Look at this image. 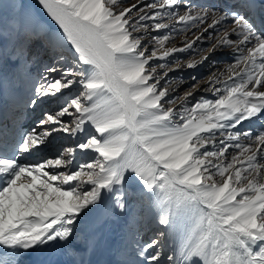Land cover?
<instances>
[{"label":"snow or ice","instance_id":"1","mask_svg":"<svg viewBox=\"0 0 264 264\" xmlns=\"http://www.w3.org/2000/svg\"><path fill=\"white\" fill-rule=\"evenodd\" d=\"M37 2L56 30L23 0L10 12L0 0V108L7 120L64 99L31 129L18 117L10 126L0 121V264H24L45 249L61 264H96L108 247L113 264H161L166 233L143 240L145 208L181 236L167 264H264V129L243 127L264 118V29L248 15L252 0H231L229 8L190 0ZM192 28L195 39L167 46ZM225 49L230 62L210 59ZM189 50V59L169 64ZM205 62L214 70L206 78L190 73L183 96L182 75L165 79ZM196 91L211 98L193 99ZM56 135L74 143L22 162ZM77 153L92 158L77 164ZM112 225L120 229L116 243L106 236Z\"/></svg>","mask_w":264,"mask_h":264},{"label":"bare ground","instance_id":"2","mask_svg":"<svg viewBox=\"0 0 264 264\" xmlns=\"http://www.w3.org/2000/svg\"><path fill=\"white\" fill-rule=\"evenodd\" d=\"M221 1L222 0H190V2L192 4L196 3L197 6H199V7L229 8L231 6V0H223V2H221ZM27 2H29L31 4V6L33 7V12L35 14L36 13L39 14L38 18L45 24L46 27H48L52 30H56L57 26L55 25V23L53 21L50 20V18H48L46 16V14L43 12V9L38 4L37 0H34V3H32L31 0L27 1ZM132 2L139 3L140 0H133ZM145 2H151V0H145ZM181 11H183V8H181ZM247 12H248V15L250 16L252 22L255 24V26L258 29H264V27H262V24L264 23V20H263L264 17L260 16L261 13H264V0H252L251 7L247 10ZM150 23L151 22L149 21V24ZM175 27L177 29H180V28H183L184 25L175 24ZM168 31H170V29L160 30L159 34L162 35V34L167 33ZM156 34L157 33H153V35H156ZM198 34H199L198 30L196 28H192L191 30L187 31L186 33L177 34L175 36V39L170 41L167 44V46H169V47H172V46L183 47V41H184L185 37L188 40H193V39H195V35H198ZM205 36H207V33H205ZM233 38H235V37H233ZM230 51H231L230 49H225L222 53H220V54H225V56H224L225 62H227L228 59H231V56L229 55ZM192 54H193L192 50H189V51L184 52V53H175L174 56L169 57L167 59L173 58V61H174V57L182 58L183 56L185 57L186 55L188 57L187 59H189L192 56ZM196 58L199 59L198 56ZM47 59H48V56L46 55L44 57V60H43L44 64L47 61ZM210 59H214V57L212 56V57H210ZM208 63L209 62H205V64L199 66L196 69L180 70V71H174V72L169 73L171 78H176V77H179L181 75L185 78L186 82L182 83L180 85L179 90H178V94L180 93L179 92L180 89L189 83L190 80H187L189 74L195 73L196 75L199 76L200 72L203 71L204 69H206L205 67ZM172 67H175L174 62L172 63ZM218 67L223 68L224 64L221 63L218 65ZM7 70H8V66H7ZM37 70H42V69H39V66H38V68L34 69V71H37ZM170 83L173 87L176 86L175 79H172L170 81ZM203 85H204V81H201V86H203ZM201 95H204V96L210 98L211 94L196 91L195 97L193 99L199 98V96H201ZM3 114H4V109L0 108V121H2L5 124H8L10 126L12 119H15L16 116H12L9 113L10 119L5 120ZM250 125H251V123L244 122L243 127L248 128ZM250 128H251V126H250ZM69 141H71V144L74 143V141L72 139H69L68 142ZM230 151H231V149H230ZM8 154L10 155L11 153L9 152ZM87 156L88 155H83V154L77 153L76 158H75V162L78 164V163L84 161V158H86ZM138 228H139V231H140L141 236L143 237L144 241L150 240L151 234L153 232L157 233L159 231H164L166 233V235L162 239L161 245H160L162 252H163V256L161 257V264H167L165 257L168 254L177 251V249L181 245V244L174 245L175 243H173L171 241L172 239H171V235H169V230L163 228L162 226H160L158 224H156L155 223V217H154L153 213L149 212L148 210H146V212H143L141 214L140 221L138 224ZM119 234H120V229H119L118 225H112L106 229V236L113 243H116L119 241ZM93 259L96 262V264H113V261L116 259V257L114 256V254L111 250V247H110V249L109 248H107V249L103 248ZM61 260H62V257L59 255L58 252L53 251V250H49V249H45L42 251H37V252L31 253L29 256L25 257L24 258V264H61Z\"/></svg>","mask_w":264,"mask_h":264},{"label":"rangeland","instance_id":"3","mask_svg":"<svg viewBox=\"0 0 264 264\" xmlns=\"http://www.w3.org/2000/svg\"><path fill=\"white\" fill-rule=\"evenodd\" d=\"M27 1H30V0H23V3H24V6L26 9L30 10L35 16L39 17V14L38 13H34L33 12V7L31 6V4ZM32 3H34V0H31ZM133 0H125V4L126 5H130V4H133L135 2H132ZM223 2V0L221 1ZM5 3L8 5V9H9V12L11 10L12 7L14 6H18V3H17V0H5ZM194 5H197L196 3H193ZM9 12H5V15H8ZM261 17H264V13H261L260 14ZM264 20V18H263ZM149 23V22H147ZM262 27H264V23L262 24ZM193 34V33H192ZM66 56L68 57V59L70 60L71 59V54L69 53H65ZM224 56L225 54H216L214 57V59H218V60H221V61H224ZM186 57V58H185ZM183 56L182 59L186 61V59L188 58L187 55L186 56ZM169 64L172 65L173 63V58H170V59H167ZM231 59H228L227 62H230ZM51 63L50 59L48 58L47 61L45 62V64H49ZM64 67H68L70 66L69 63H64L63 65ZM206 69H204L203 71L200 72L199 76L197 75V77H207V75L209 74L210 71H212L210 68H209V63L206 65L205 67ZM210 69V70H209ZM4 71L7 72V65H5V68H4ZM170 76V75H169ZM171 78L170 77H167L165 79H169ZM171 81V80H170ZM169 81V82H170ZM161 83L163 84L164 81H161ZM191 83H194L193 81H189L188 84H186L185 86H183L181 89H180V93L179 95H183L185 91L189 90V85ZM78 87V86H77ZM195 91V90H193ZM76 92V88L74 87L72 92L71 93H68L66 92L65 95H72V94H75ZM211 94V93H209ZM210 98H211V95H210ZM63 99L64 97H61L59 100L57 99H48L46 101H43V102H40L38 107L34 110V111H24L23 109H19L17 110L15 113H10V115L12 116H16V118L18 117L19 118V123L21 125L24 126V129H31L32 127H35L36 126V121L41 118L42 114L45 112V111H52V110H55L56 108H58L61 103L63 102ZM5 111V109H4ZM251 128H253L254 130L255 129H264V118H262L261 120H257L253 123H251ZM250 126L248 128H250ZM247 129V128H245ZM37 131H40V129H37ZM16 139H18V136L15 137ZM71 139L67 136H64V135H56L54 137V139H52L51 141V145L40 151V152H36V153H33L31 155H28L26 157V160L25 161H22V162H27L29 164H35L36 162L38 161H42L44 159H47V158H51V157H54L55 155L58 154V151L60 149L61 146H69L71 145V141L68 142V140ZM68 142V143H67ZM33 157V158H32ZM92 158V154H88V156L86 158H84V160H87V159H91ZM146 208L143 212H146ZM141 213V214H142ZM156 235L155 232H153L151 234V238L152 239L154 236ZM169 235H171V241L173 243H175L174 245H178V244H181V236L180 234H172L169 232ZM110 249V247H108ZM107 249V248H105Z\"/></svg>","mask_w":264,"mask_h":264}]
</instances>
